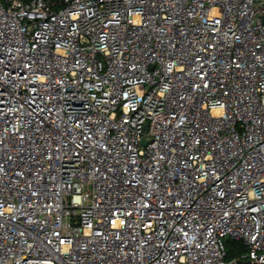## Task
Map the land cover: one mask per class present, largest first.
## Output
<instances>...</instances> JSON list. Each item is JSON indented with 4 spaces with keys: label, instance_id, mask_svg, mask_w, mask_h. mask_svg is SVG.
Returning <instances> with one entry per match:
<instances>
[{
    "label": "built area",
    "instance_id": "built-area-1",
    "mask_svg": "<svg viewBox=\"0 0 264 264\" xmlns=\"http://www.w3.org/2000/svg\"><path fill=\"white\" fill-rule=\"evenodd\" d=\"M240 260L264 264V0H0V264Z\"/></svg>",
    "mask_w": 264,
    "mask_h": 264
},
{
    "label": "trees",
    "instance_id": "trees-1",
    "mask_svg": "<svg viewBox=\"0 0 264 264\" xmlns=\"http://www.w3.org/2000/svg\"><path fill=\"white\" fill-rule=\"evenodd\" d=\"M52 3H56L60 0H49ZM227 247H228V257L234 258L236 256H239L242 252H244V246L242 244V241L240 240H234V239H228L227 240Z\"/></svg>",
    "mask_w": 264,
    "mask_h": 264
},
{
    "label": "water",
    "instance_id": "water-1",
    "mask_svg": "<svg viewBox=\"0 0 264 264\" xmlns=\"http://www.w3.org/2000/svg\"><path fill=\"white\" fill-rule=\"evenodd\" d=\"M143 143H146V140H144ZM239 264H245V262L240 260Z\"/></svg>",
    "mask_w": 264,
    "mask_h": 264
}]
</instances>
